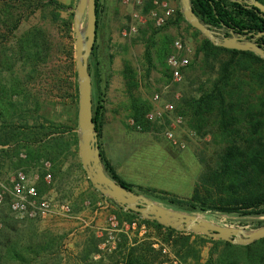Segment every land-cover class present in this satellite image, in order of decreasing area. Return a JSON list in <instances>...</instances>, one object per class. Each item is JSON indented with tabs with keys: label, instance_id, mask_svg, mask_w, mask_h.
Returning <instances> with one entry per match:
<instances>
[{
	"label": "rangeland",
	"instance_id": "rangeland-1",
	"mask_svg": "<svg viewBox=\"0 0 264 264\" xmlns=\"http://www.w3.org/2000/svg\"><path fill=\"white\" fill-rule=\"evenodd\" d=\"M55 1L66 8V11L59 13L61 19L73 15V28L70 34L67 35L64 30L59 29V25L51 23V13L55 11L52 8L34 15H25L15 32V36H21L33 28L46 31L53 43V52L47 62H40L33 68L24 57L19 59L16 55L12 61L11 55H4L12 47L11 44L0 48L2 49L0 83L3 80L7 83L4 89L0 87V115L4 123L13 116L19 118L22 121L20 127L26 133L30 127H37L35 131H38L39 127L44 126L51 133L62 134L63 139L71 145L70 151L60 167L56 165L49 171L50 184L44 180L37 188L40 197L53 202H67L76 213L83 211L81 201L85 198L92 202L93 216L90 217H98L101 213L107 214L103 228L106 229L110 217L120 221L116 216L119 210L114 204L111 209L104 203V200L109 198L94 189L81 168L78 132L79 92L75 101L73 93L68 91L67 87L61 89L59 84L60 80L65 79L61 74L65 59L62 55L63 48L71 44L76 70L74 15L79 0ZM163 1L175 10V21L162 29L145 28L130 38H123L121 35V31L128 23L130 8L122 4V0L99 2V27L94 59L99 65L103 102L99 144L118 176L133 186L137 195H143L167 210L186 213L174 209L162 200L169 198L189 200L197 187L199 196L205 197L206 192L200 183L201 177L215 166L226 143L215 128L204 132L194 130L188 119L178 110L181 98L189 91H197L208 78L203 77L198 82L190 69L192 65L201 62L202 58L197 56L199 55L197 48L204 37L201 34L196 35L185 19L177 20L178 12L181 13L180 0ZM85 29L86 16L81 21L79 34L84 35ZM177 38L189 40L194 51L190 66L184 70L180 83L171 80L166 66V59L173 52L172 43ZM164 41L169 43L168 52L164 59H158ZM214 55H221L217 61L219 64L225 62L229 54L217 52ZM217 63L212 72V79L218 74ZM126 66L135 72L138 79V87L133 91V95L127 92L124 83L123 72ZM191 83L194 86L189 89ZM156 94L160 97L158 102L153 101ZM135 98L145 102L148 107L144 116L146 124L143 127L137 126L129 116L128 109ZM167 106L171 107V110H167ZM157 113L161 116H157ZM148 114H153L152 121L148 120ZM176 116L182 118V124L176 125L172 122ZM21 117L28 121H23ZM168 130L173 131L177 140L186 143L184 149L171 145L165 136ZM56 134L52 140L57 138ZM72 149L75 152H72ZM12 166L13 171H17L18 168ZM64 167L65 172L62 171ZM45 175L43 173L41 177L44 178ZM186 214H193L218 227L242 228L247 232L264 226V216L226 215L213 211ZM143 220L145 219L140 217L132 222L141 225ZM101 233L106 234L95 222L88 223L85 216L79 219L19 218L10 212L6 201L0 211V256L3 258L1 264H115L118 258L112 257L119 243L117 239L119 234H113L116 238L113 244L105 242L103 237L99 238L97 235ZM134 234H137L139 239L147 235L149 241L162 243V239L156 233L144 226L139 229V233L133 232V235H130L131 239L135 237ZM198 236V245L195 249L196 251L198 249L200 255L199 264H205L210 258L213 249L211 240L214 239ZM165 250L168 254V249ZM220 250L223 248L220 247ZM13 255H21L22 259H12ZM218 255V252H214L213 260ZM189 263L171 255L164 262V264Z\"/></svg>",
	"mask_w": 264,
	"mask_h": 264
},
{
	"label": "trees",
	"instance_id": "trees-1",
	"mask_svg": "<svg viewBox=\"0 0 264 264\" xmlns=\"http://www.w3.org/2000/svg\"><path fill=\"white\" fill-rule=\"evenodd\" d=\"M256 1L264 6V0ZM99 2L100 0H96V42L88 61L92 83V118L98 143L101 138L103 119L99 65L94 61L99 27ZM242 3L241 0H190L196 17L213 31L220 32L225 29L234 33L247 32L253 37L264 33L262 14ZM49 8L55 10L51 13V23L59 25V29L64 30L67 35L70 34L73 28V15L71 14L67 19H61L59 13L66 11V8L55 0H0V48L8 43L12 45L8 52L3 53L4 55H11L12 61L15 60L16 55L19 59L24 57L33 68L40 62L48 61L53 52V43L46 31L33 28L21 36H15V32L25 15H34ZM177 16L178 21L181 19L184 21L181 13L178 12ZM194 31L196 35L201 36L198 31ZM168 45L169 43L164 41L158 59L166 57ZM217 52L229 54L227 60L218 64L217 61L221 55H214ZM197 53L198 58L202 59L198 65L190 67L194 72V79L199 82L203 77L208 78L197 91H189L181 98L178 110L197 132L217 129L224 137L226 146L215 166L201 177L200 183L206 192L205 197L199 196V187H197L189 200L169 198L162 201L186 213L213 211L226 215L262 217L264 216V60L250 52L214 47L205 38L198 43ZM62 55L65 59L61 74L65 79L59 81L60 88L67 87L76 101L78 88L72 44L63 48ZM216 63L218 74L215 79H212ZM123 77L126 90L131 95L138 87L137 75L129 66H126ZM193 86L194 84L191 83L189 89ZM147 111V104L138 98L130 103L128 109L134 123L142 127L146 124L144 116ZM21 119L24 118L21 117ZM1 124V132H3L5 126ZM36 128L30 127L28 130ZM39 128L35 131L37 141L40 142L38 150H41L48 162L60 167L71 145L63 139L61 133H51L44 126ZM7 134L11 135L12 131L9 130ZM55 134L57 138L48 140ZM99 150L107 177L117 185L137 194L133 186L118 176L105 157L100 144ZM26 158L29 160L31 157L27 155ZM110 201L113 202L111 199ZM114 205L119 210L116 216L121 222L132 223L133 220L141 217L134 212L124 211L116 203ZM142 226L156 233L162 239V243L149 241L147 235L139 239L138 235L134 234L135 237L131 239L125 234H119L117 237L119 243L112 257L118 258L115 264H164L169 255L184 262L189 261V264L200 263L198 249L197 251L195 249L198 245V235L177 232L149 220H143L136 232L139 233ZM211 242L213 249L205 264H264V239L248 246H236L214 240ZM220 247L223 250L219 251ZM165 248L168 249V254L164 253ZM214 252L219 254L215 260H213ZM2 259L0 256V264ZM12 259H22V257L13 255Z\"/></svg>",
	"mask_w": 264,
	"mask_h": 264
},
{
	"label": "water",
	"instance_id": "water-1",
	"mask_svg": "<svg viewBox=\"0 0 264 264\" xmlns=\"http://www.w3.org/2000/svg\"><path fill=\"white\" fill-rule=\"evenodd\" d=\"M180 5L185 21L214 47L250 52L264 60V49L260 45L247 41L245 37L237 36L233 31H229V37L220 35L217 31L211 30L200 22L193 12L190 0H180ZM249 6L260 12L264 18V6L262 4L256 0H249ZM84 16H86V29L84 35H80L78 30ZM96 22V0H79L74 15L75 61L79 92V158L90 184L124 211L134 212L145 220L154 221L177 232L203 235L236 246H248L263 240L264 226L252 232H247L242 228L218 227L193 214L167 210L143 195H137L126 190L107 177L101 163L98 137L92 118V83L88 68V61L96 42ZM261 36H264V33L256 35L255 38Z\"/></svg>",
	"mask_w": 264,
	"mask_h": 264
},
{
	"label": "built area",
	"instance_id": "built-area-1",
	"mask_svg": "<svg viewBox=\"0 0 264 264\" xmlns=\"http://www.w3.org/2000/svg\"><path fill=\"white\" fill-rule=\"evenodd\" d=\"M122 4L130 8L128 23L121 31L123 38L135 36L148 27L162 29L175 21V10L163 0H122ZM172 50V54L166 59V66L171 80L174 83H180L184 70L190 66L191 56L194 51L190 41L185 38L175 39L172 43ZM159 100V95H154L153 101L158 102ZM166 109L171 110V107L167 106ZM157 116L160 117V113H157ZM147 118L152 121L154 116L153 114H148ZM172 122L180 125L182 124V118L176 116ZM165 136L172 146L179 149L186 147L184 141L176 139L172 130L166 131ZM45 166L46 168L50 167L49 164ZM45 181L47 184H50V174L45 176ZM6 201L8 202L10 212L19 218H28L31 220H44L47 218L73 219V213L69 203L53 202L50 199L40 197L37 187L21 171L16 174L10 184L0 181V211ZM108 222L107 228L103 229L106 234L101 233L97 236L99 238L103 237L105 242H111L113 244L116 239L113 235L114 233L125 234L130 237L138 227L135 222H120L115 217H110Z\"/></svg>",
	"mask_w": 264,
	"mask_h": 264
},
{
	"label": "crops",
	"instance_id": "crops-1",
	"mask_svg": "<svg viewBox=\"0 0 264 264\" xmlns=\"http://www.w3.org/2000/svg\"><path fill=\"white\" fill-rule=\"evenodd\" d=\"M0 84V87L4 89L5 84L7 83L3 80ZM17 114L19 115V112H17ZM21 122L22 121L19 118L14 116L13 118L6 120L5 123L4 121L0 122V181L10 184L14 180L16 174L24 170L23 173H25L30 182L38 188L41 182L45 180V177L42 178L41 175L43 173L46 175L50 174L49 171L55 164L48 162L46 157L42 155L41 150H38V146L40 145L38 143L40 142L37 141L35 130H29L28 133H26V131L20 127ZM1 123L5 126L3 132H1ZM29 124L31 125V123ZM9 130L12 131L11 135L7 134ZM52 138L53 135H51L48 140H52ZM71 151L75 152L73 149ZM27 155L31 157L29 160L26 158ZM48 164L50 167L46 168L45 165ZM12 165H15V168H18L17 171H13L14 167ZM62 171L65 172V167ZM81 202L83 211H78L76 213L72 209L73 219H79L81 216H85V218L88 219V223L95 222V224L103 230L107 214L101 213L98 217H95L96 219L90 217L91 215L93 216L91 211L92 202L85 200V198H82ZM104 203L113 209L114 203L109 199H105ZM94 216H96L95 213Z\"/></svg>",
	"mask_w": 264,
	"mask_h": 264
},
{
	"label": "flooded vegetation",
	"instance_id": "flooded-vegetation-1",
	"mask_svg": "<svg viewBox=\"0 0 264 264\" xmlns=\"http://www.w3.org/2000/svg\"><path fill=\"white\" fill-rule=\"evenodd\" d=\"M244 4L246 5L247 7H250L249 6V0H241ZM263 18V16H262ZM220 35H224L226 37H229V31L228 30H222L220 32H218ZM237 36L241 37V38H244L247 40V41H252L258 45H260L263 49H264V38H261V37H253L251 34H248L247 32H243V33H235Z\"/></svg>",
	"mask_w": 264,
	"mask_h": 264
}]
</instances>
